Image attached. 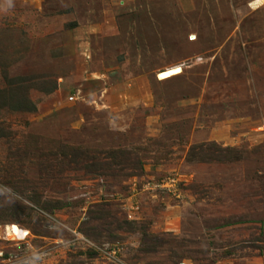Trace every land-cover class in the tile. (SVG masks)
Wrapping results in <instances>:
<instances>
[{
    "label": "rangeland",
    "instance_id": "374dc122",
    "mask_svg": "<svg viewBox=\"0 0 264 264\" xmlns=\"http://www.w3.org/2000/svg\"><path fill=\"white\" fill-rule=\"evenodd\" d=\"M251 1L0 0V264H264Z\"/></svg>",
    "mask_w": 264,
    "mask_h": 264
},
{
    "label": "built area",
    "instance_id": "2783aa9c",
    "mask_svg": "<svg viewBox=\"0 0 264 264\" xmlns=\"http://www.w3.org/2000/svg\"><path fill=\"white\" fill-rule=\"evenodd\" d=\"M249 6H250V9L257 10L264 6V0H253L249 4ZM179 184H181L180 177L177 175H174V176L169 177L168 180H165L162 184L158 186L159 188L166 190L168 192L176 193L178 191ZM137 209H139V207H137ZM128 217L130 219H133V216L131 215V213L128 214Z\"/></svg>",
    "mask_w": 264,
    "mask_h": 264
},
{
    "label": "trees",
    "instance_id": "16d2710c",
    "mask_svg": "<svg viewBox=\"0 0 264 264\" xmlns=\"http://www.w3.org/2000/svg\"><path fill=\"white\" fill-rule=\"evenodd\" d=\"M4 126H5V124H4V123H2V122H1V120H0V137H2V136H3V135H2L3 133H1V132H3V131H4V129H5V127H4ZM194 148H195V147H194ZM194 148H193V152H192V154L194 153V150H196V148H195V149H194ZM192 154H191V156H192ZM149 244H150V243H149ZM155 246H157V245H154V249L156 248Z\"/></svg>",
    "mask_w": 264,
    "mask_h": 264
}]
</instances>
